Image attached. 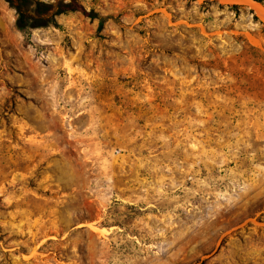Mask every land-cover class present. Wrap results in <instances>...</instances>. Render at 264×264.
<instances>
[{
    "label": "rangeland",
    "instance_id": "obj_1",
    "mask_svg": "<svg viewBox=\"0 0 264 264\" xmlns=\"http://www.w3.org/2000/svg\"><path fill=\"white\" fill-rule=\"evenodd\" d=\"M80 1L0 0V264H264V0Z\"/></svg>",
    "mask_w": 264,
    "mask_h": 264
},
{
    "label": "trees",
    "instance_id": "obj_2",
    "mask_svg": "<svg viewBox=\"0 0 264 264\" xmlns=\"http://www.w3.org/2000/svg\"><path fill=\"white\" fill-rule=\"evenodd\" d=\"M15 10V25L19 30L57 25L56 17L67 12L77 11L98 19L97 29H101L106 18L92 8H86L80 0H4ZM263 3V0H255Z\"/></svg>",
    "mask_w": 264,
    "mask_h": 264
},
{
    "label": "bare ground",
    "instance_id": "obj_3",
    "mask_svg": "<svg viewBox=\"0 0 264 264\" xmlns=\"http://www.w3.org/2000/svg\"><path fill=\"white\" fill-rule=\"evenodd\" d=\"M261 7V6H260ZM261 10H262V8H261Z\"/></svg>",
    "mask_w": 264,
    "mask_h": 264
}]
</instances>
